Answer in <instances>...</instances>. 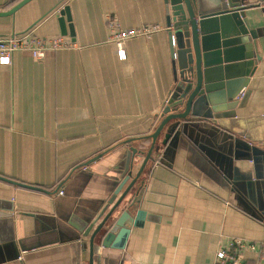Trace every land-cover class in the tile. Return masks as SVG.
Returning <instances> with one entry per match:
<instances>
[{
  "label": "crops",
  "instance_id": "1",
  "mask_svg": "<svg viewBox=\"0 0 264 264\" xmlns=\"http://www.w3.org/2000/svg\"><path fill=\"white\" fill-rule=\"evenodd\" d=\"M22 1L0 0V13ZM233 1L247 7L244 21L255 34L244 51L254 62L247 98H236L235 114L256 118L246 130L257 140L214 117L190 118L165 147L163 132L142 176V225L124 250L96 246L94 264H216L233 241L246 245L243 264H264V0ZM64 7L74 36L69 28L62 35ZM112 20L160 31L127 41L121 60ZM30 32L64 36L75 47L42 60L15 53L10 65L0 63V206L13 208L11 218L0 217V264H89L88 240L72 218L104 211L125 144L149 150L151 140H138L158 129L178 86L165 0H32L0 17V38Z\"/></svg>",
  "mask_w": 264,
  "mask_h": 264
},
{
  "label": "water",
  "instance_id": "2",
  "mask_svg": "<svg viewBox=\"0 0 264 264\" xmlns=\"http://www.w3.org/2000/svg\"><path fill=\"white\" fill-rule=\"evenodd\" d=\"M30 1L23 0L10 11L0 13V17L15 14ZM165 4L178 86L164 109L160 126L146 139L151 140L149 150L145 152L125 144L129 147L115 167L114 190L105 202L104 211L97 218L94 212L89 220L72 218L71 225L88 240L89 264H94L96 246L100 250H124L131 230L142 225L145 219V213L140 210L145 186L142 176L153 154L159 151L158 141L163 132L161 146L165 147L191 119L214 117L213 122L219 127L249 141L257 140L254 132L246 130L256 118L238 119L235 114V100L248 82L253 62V55H246L248 50L244 52L249 45L248 36L255 38L244 21L247 7L233 0H212L211 8L206 0H165ZM58 21L62 35H67L69 28L74 36L69 7L59 12ZM67 23H70L68 27ZM246 98L247 93L241 102ZM12 214L11 206H0V217L11 218ZM20 258L19 253L17 260Z\"/></svg>",
  "mask_w": 264,
  "mask_h": 264
},
{
  "label": "built area",
  "instance_id": "3",
  "mask_svg": "<svg viewBox=\"0 0 264 264\" xmlns=\"http://www.w3.org/2000/svg\"><path fill=\"white\" fill-rule=\"evenodd\" d=\"M111 30V40L118 46V54L121 60H126L124 44L127 41L138 37L150 39L155 33L160 31L159 26H146L138 29H124L116 20L109 22ZM175 46V41H172ZM75 45L68 42L64 36H57L51 39L37 38L33 33L23 35H9L5 38H0V63L10 65L12 57L15 53H29L37 60H42L48 52H59L74 48ZM246 95V89H243L238 97V101H242ZM86 169V168H85ZM63 194V192H61ZM246 245L242 241H233L229 245V251H220L217 255L216 264H243L238 254ZM252 251H256L255 245L247 246ZM260 256L264 259V250L259 251ZM21 259V258H20Z\"/></svg>",
  "mask_w": 264,
  "mask_h": 264
},
{
  "label": "trees",
  "instance_id": "4",
  "mask_svg": "<svg viewBox=\"0 0 264 264\" xmlns=\"http://www.w3.org/2000/svg\"><path fill=\"white\" fill-rule=\"evenodd\" d=\"M147 138H144V139H139V141H145ZM147 141H149V140H147Z\"/></svg>",
  "mask_w": 264,
  "mask_h": 264
}]
</instances>
